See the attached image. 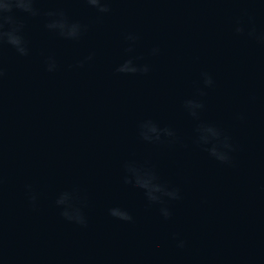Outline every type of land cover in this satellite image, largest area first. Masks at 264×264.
<instances>
[{
  "label": "water",
  "instance_id": "obj_1",
  "mask_svg": "<svg viewBox=\"0 0 264 264\" xmlns=\"http://www.w3.org/2000/svg\"><path fill=\"white\" fill-rule=\"evenodd\" d=\"M101 6L3 12L27 54L0 42V264H264V0ZM61 18L77 37L48 27ZM148 121L174 135L144 139ZM201 124L230 138L229 162L198 142ZM130 168L179 198L149 201ZM76 209L86 223L62 214Z\"/></svg>",
  "mask_w": 264,
  "mask_h": 264
},
{
  "label": "clouds",
  "instance_id": "obj_2",
  "mask_svg": "<svg viewBox=\"0 0 264 264\" xmlns=\"http://www.w3.org/2000/svg\"><path fill=\"white\" fill-rule=\"evenodd\" d=\"M34 2L35 0H4L3 3H0V42H2L3 39L6 37L8 43L15 46L21 54H27L26 47L24 46L25 41L23 37L18 34L22 29L23 25L15 21L12 16L5 17L3 15V12L5 11L10 12L13 4H15L17 7L25 11L32 12L33 11L32 4ZM87 2L94 6H100V11L102 12L109 10L106 6H101V0H87ZM106 2L107 0H105V3ZM61 17H63L62 13H61ZM5 23L12 25L10 30H8L7 32L3 31ZM48 27L59 29L60 34L63 36L69 38H75L79 35L81 26L77 23L69 24L65 19L61 18L60 20H55L49 23ZM236 31L243 32V28L237 27ZM254 34H255V30L252 29V31L249 32V35L252 36ZM261 39H264V36H262ZM126 63H131V61H127ZM50 70H51V66H50ZM147 70H148L147 67L143 69V71H147ZM118 71H123V70L120 67ZM135 71H137V69L131 72H135ZM202 76H203V82L206 86L213 85L214 81L208 73H202ZM203 94L204 93L201 92V95ZM185 107L190 111L191 115L196 117L198 116L196 109H202L204 105L202 102L196 100H188L185 102ZM160 131H163L165 134L169 136L174 135V133L168 128H165L163 130L158 129L157 126L153 124L151 121L145 122L142 125L141 135L146 140H152L154 138L152 134H155V139L158 140ZM197 132L199 133L198 142L207 145L210 142L215 141L214 143H212V146L210 148H207V151L212 157L216 158L221 162L230 161L231 157L229 156V152L233 150V145L230 143V138L228 136L224 135L223 138L221 139L222 133L219 128H217L214 125L201 124L197 128ZM129 170L135 175L136 185L146 190L145 194L148 197L149 201L152 202L161 201V197L157 196L156 193H161L163 196H168L173 199L179 198L178 190L175 189L168 190L166 186L159 183H155L154 181L156 180V176L152 171L150 170L141 171L136 168H130ZM57 203L61 204V201L58 200ZM76 210H77V214L75 217H70L66 211H64L62 214L69 220H76L78 223H82V224L86 223L80 210L79 209ZM161 211L162 214L165 216V218L171 215V213L167 210V208H162ZM110 214L122 220H126V221L132 220V216L126 210H122L120 208L110 209ZM179 246L183 247V241L180 242Z\"/></svg>",
  "mask_w": 264,
  "mask_h": 264
}]
</instances>
